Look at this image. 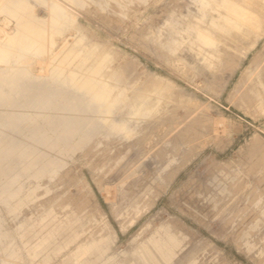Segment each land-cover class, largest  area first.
Masks as SVG:
<instances>
[{"label": "rangeland", "instance_id": "1", "mask_svg": "<svg viewBox=\"0 0 264 264\" xmlns=\"http://www.w3.org/2000/svg\"><path fill=\"white\" fill-rule=\"evenodd\" d=\"M249 1L258 27L228 32L212 26L221 8L203 14L193 0L70 9L75 28L57 45L82 39L109 56L108 84L126 96L110 119L133 133L97 127L54 175L23 178L16 214L0 204L6 244L21 233L14 257L0 246V264H264V0ZM30 4L36 18L50 15L49 3ZM15 24L0 12L2 31ZM200 29L214 47L172 51ZM165 233L178 240L170 262L154 244Z\"/></svg>", "mask_w": 264, "mask_h": 264}, {"label": "bare ground", "instance_id": "2", "mask_svg": "<svg viewBox=\"0 0 264 264\" xmlns=\"http://www.w3.org/2000/svg\"><path fill=\"white\" fill-rule=\"evenodd\" d=\"M193 1L203 14L210 6L223 10V23L212 21V26L223 32L258 27L257 18L249 11V0ZM39 2L50 4L48 17L36 18L31 0H0V12L16 21L11 31L0 29V204L11 214L22 206L21 202L10 206L21 191L22 179L54 175L68 148L90 139L98 133L97 127L125 137L133 133L128 120L110 119L126 96L125 91L113 94L114 88L108 84L107 79L114 76L107 72L109 56L99 53L97 47H87L82 39L70 45L62 39L57 45V36L75 28L70 9L82 5L83 0ZM186 42L214 47L216 41L209 31L200 29L195 40L186 34L174 39L172 51ZM200 60L207 63V59ZM139 108L132 106L130 116H137ZM7 239L0 216V246L5 245L2 253L12 258L13 240L6 244ZM154 244L170 262L178 240L165 233Z\"/></svg>", "mask_w": 264, "mask_h": 264}]
</instances>
